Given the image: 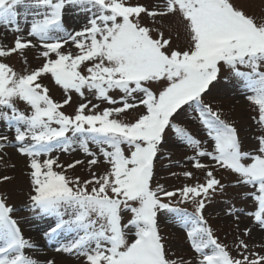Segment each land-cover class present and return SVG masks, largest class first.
Returning <instances> with one entry per match:
<instances>
[{
	"label": "snow or ice",
	"instance_id": "6c2138e0",
	"mask_svg": "<svg viewBox=\"0 0 264 264\" xmlns=\"http://www.w3.org/2000/svg\"><path fill=\"white\" fill-rule=\"evenodd\" d=\"M69 6L87 14L79 31L65 27ZM165 17L183 25L185 50L164 37ZM0 27L16 34L12 47L0 46V58L38 49L44 60L22 73L0 61V121L14 133L13 139L0 134V152L15 146L29 159L28 210L55 217L45 233L49 240L71 237L56 252L83 258V264H193L169 257L158 226V213L166 211L186 231L196 264H264V255L239 237L233 256L208 225L206 201L224 188L212 170L204 183L176 191L152 186L154 160L171 131L195 151L193 168H207L199 159L207 157L255 189L250 195L258 207L247 215L264 229V135L257 138L256 152L244 151L237 128L203 99L227 70L250 93L246 98L258 109L254 120L264 130V17L248 15L234 0H163L152 8L128 0H0ZM45 76L64 91L63 102L50 96L41 82ZM72 93L85 102L66 114ZM86 93L110 107L100 109ZM19 102L30 111H21ZM185 106L198 113L214 142L212 151L175 122ZM130 115L134 120L127 119ZM77 149L90 157L91 177L83 181L67 173L84 161L65 166L53 156ZM100 163L109 168L97 175L91 169ZM177 196V205L191 203L194 211L174 205ZM13 211L0 197V264H39L25 254L36 245L24 238ZM257 247L264 250V243Z\"/></svg>",
	"mask_w": 264,
	"mask_h": 264
},
{
	"label": "rangeland",
	"instance_id": "374dc122",
	"mask_svg": "<svg viewBox=\"0 0 264 264\" xmlns=\"http://www.w3.org/2000/svg\"><path fill=\"white\" fill-rule=\"evenodd\" d=\"M128 2L132 5L141 4L152 8L162 4L163 0H128ZM234 3L248 15L257 18L264 17V0H234ZM163 21L165 25L162 29L164 37L171 39L173 48L179 46L180 50H185L187 41L183 25L178 19L171 17H165ZM63 22L70 32L79 31L87 23V14L69 6L65 11ZM143 23L146 26H151V20L148 17H144ZM26 34L27 27L25 26L24 35ZM15 36V33L6 32L0 27V46L12 47ZM65 47L73 52L76 51L71 45ZM39 51L38 49H30L26 51L24 56L13 54L11 57L0 58V61L9 64L17 72L22 73L25 68L31 71L39 68L44 62ZM41 82L49 88V94L55 101L63 102L66 94L59 86L55 85L50 76L43 77ZM241 84L242 82L231 76L227 70L222 71L219 80L214 82L203 99L214 111L220 113L222 119L237 128L242 149L254 153L258 149L257 138L264 135V130L254 120V117L258 118V109L246 98L250 93H246ZM86 95L93 103H100L90 94L86 93ZM113 95L118 98L120 94L113 93ZM83 102L85 101H82L77 94L72 93V101L70 105L65 106L63 111L66 114H73L79 104ZM17 106L26 113L30 111L23 102H19ZM105 107H110V105L100 103V109ZM139 111L143 112V107ZM127 119L134 120V116L130 115ZM175 122L181 124L195 138L201 140V147L204 150H213L214 142L207 136L206 129L199 122L196 111L185 106L179 110ZM0 134H7L10 139L14 138V133L6 129L3 121H0ZM92 147L93 150H96L94 146ZM53 156H59V162L65 166L76 160L84 161L74 169H70L67 174L73 177L79 176L82 181L91 177L87 164L90 157H87L79 149L71 153H53ZM193 156H195V151L179 141L175 134L169 131L154 160L153 188L162 185L166 191H176L185 185L204 183L206 172L212 170L224 188L222 192L214 193L210 201H206L203 214L208 225L212 228L219 242L226 245L227 250L233 256H237L235 245L238 243V237L249 244L251 251L264 255V250L257 247V245L264 243V229L256 224L253 216L247 215V213L255 212L258 207L250 195L255 189L239 184L236 174L215 166V162L207 157L199 158L202 163L208 165L207 168L202 170L193 168ZM46 158L41 157L40 159ZM28 164L29 159L22 156L15 146L7 147L3 152H0V197H6L7 205L14 209L12 217L18 221L24 238L36 245L35 249H25V254L39 261V264H46L48 260H53L55 264H83V258L77 259L75 256L55 251L57 246L61 243H67L71 239L68 234L60 235L56 241L49 240L45 236V233L55 226V217L37 216L28 210L31 194L29 176L31 169ZM108 168L107 164L100 163L93 166L91 171H95L97 175H102ZM57 170L59 171V169ZM184 172H191L192 178H186L183 175ZM4 176L10 177V179L2 180ZM178 199L179 196L172 198L174 205L187 208L189 212L194 211V206L191 203L177 205ZM233 212L234 214H230ZM237 217L239 218L237 219ZM158 226L169 257L191 260L193 264H196V253L191 248L186 231L176 221L174 214L166 211L159 212ZM245 229H251L249 236L243 235Z\"/></svg>",
	"mask_w": 264,
	"mask_h": 264
}]
</instances>
